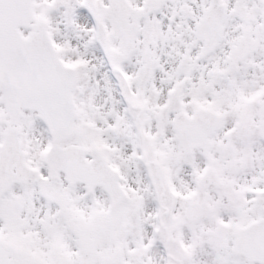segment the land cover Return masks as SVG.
Listing matches in <instances>:
<instances>
[{"label":"snow or ice","instance_id":"6c2138e0","mask_svg":"<svg viewBox=\"0 0 264 264\" xmlns=\"http://www.w3.org/2000/svg\"><path fill=\"white\" fill-rule=\"evenodd\" d=\"M0 264H264V0H0Z\"/></svg>","mask_w":264,"mask_h":264}]
</instances>
